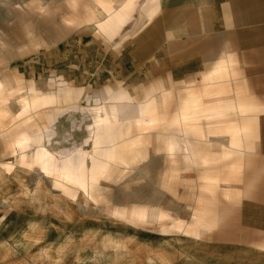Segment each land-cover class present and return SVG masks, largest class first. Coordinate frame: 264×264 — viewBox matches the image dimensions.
Listing matches in <instances>:
<instances>
[{"label":"rangeland","instance_id":"374dc122","mask_svg":"<svg viewBox=\"0 0 264 264\" xmlns=\"http://www.w3.org/2000/svg\"><path fill=\"white\" fill-rule=\"evenodd\" d=\"M156 1L0 0V136L14 137L45 106L64 113L67 129L51 137L52 159L46 151L36 158L43 170L54 162V177L63 179L56 188L68 194V183L100 192L103 206L133 195L135 206L154 203L169 209V217L177 215L175 206L183 218L191 207L200 231L222 202L238 198L244 177L257 173L245 159L256 140L249 120L255 110L244 106L236 80L209 78L145 94L115 83ZM116 95L123 104H110ZM7 169L0 197L24 176ZM94 178H101L100 187L87 184ZM33 195L40 201L49 192L41 184ZM0 243L1 258L14 264Z\"/></svg>","mask_w":264,"mask_h":264},{"label":"crops","instance_id":"0c3cea01","mask_svg":"<svg viewBox=\"0 0 264 264\" xmlns=\"http://www.w3.org/2000/svg\"><path fill=\"white\" fill-rule=\"evenodd\" d=\"M155 9L133 37L115 83L145 94L209 78L236 80L244 106L255 110L249 120L256 140L245 159L257 173L244 177L238 198L222 202L200 231L191 207L185 220L176 206L170 217L154 203L135 206L133 195L125 204L113 199L103 206L100 192L74 190L67 182L70 193L56 188L63 179L54 177L52 160L46 170L36 163L40 152L53 155L51 137L68 125L64 113L45 106L46 113L27 116L14 137L0 136V174L9 175L12 165L24 175L0 197V241L12 263L264 264V0H157ZM121 100L116 95L110 104ZM41 184L49 195L39 201L33 194ZM87 184L100 187L102 181ZM2 251L0 245V264H6Z\"/></svg>","mask_w":264,"mask_h":264},{"label":"bare ground","instance_id":"6f19581e","mask_svg":"<svg viewBox=\"0 0 264 264\" xmlns=\"http://www.w3.org/2000/svg\"><path fill=\"white\" fill-rule=\"evenodd\" d=\"M111 26V25H110ZM185 118V117H184ZM184 131V130H183ZM183 139V138H182ZM176 142V141H175Z\"/></svg>","mask_w":264,"mask_h":264}]
</instances>
